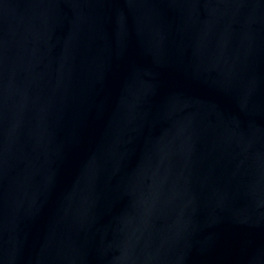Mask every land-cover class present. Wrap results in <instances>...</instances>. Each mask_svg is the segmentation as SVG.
I'll use <instances>...</instances> for the list:
<instances>
[{"label": "water", "instance_id": "95a60500", "mask_svg": "<svg viewBox=\"0 0 264 264\" xmlns=\"http://www.w3.org/2000/svg\"><path fill=\"white\" fill-rule=\"evenodd\" d=\"M0 264H264V0H0Z\"/></svg>", "mask_w": 264, "mask_h": 264}]
</instances>
